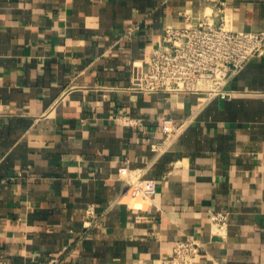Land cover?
<instances>
[{"label": "crops", "instance_id": "0c3cea01", "mask_svg": "<svg viewBox=\"0 0 264 264\" xmlns=\"http://www.w3.org/2000/svg\"><path fill=\"white\" fill-rule=\"evenodd\" d=\"M206 17L258 32L264 0H0L3 264H158L188 237L202 264H264V55L230 100L129 89L164 28ZM166 118L185 126L163 145Z\"/></svg>", "mask_w": 264, "mask_h": 264}, {"label": "built area", "instance_id": "2783aa9c", "mask_svg": "<svg viewBox=\"0 0 264 264\" xmlns=\"http://www.w3.org/2000/svg\"><path fill=\"white\" fill-rule=\"evenodd\" d=\"M264 55V28L258 32L233 31L226 27L224 18L213 22L203 18L195 26L164 28L161 41L150 46L142 62H133L134 74L130 90L153 94H199L207 98L230 100L234 96L227 84L251 60ZM129 119L128 123L132 124ZM184 122L163 119V145L176 137ZM154 152L159 146H151ZM140 171L127 166L119 169V178L135 196L154 192L141 179ZM87 217H94V207L88 206ZM211 232L222 235L229 216L226 212H209ZM202 240L188 237L175 242L169 258L158 264H202L205 254ZM60 258H51L49 264H59ZM0 264H3L0 261Z\"/></svg>", "mask_w": 264, "mask_h": 264}]
</instances>
